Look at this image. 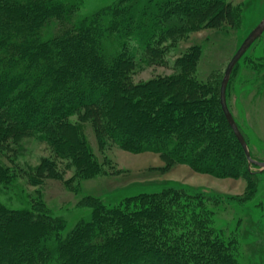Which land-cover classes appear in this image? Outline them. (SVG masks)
<instances>
[{"label":"trees","instance_id":"trees-1","mask_svg":"<svg viewBox=\"0 0 264 264\" xmlns=\"http://www.w3.org/2000/svg\"><path fill=\"white\" fill-rule=\"evenodd\" d=\"M82 4L0 0V191L24 192L18 178L36 188L19 207L0 199V264H239L236 239L214 222L223 196L206 190L172 184L113 202L85 195L76 204L84 213L72 219L74 211L56 215L47 206L46 180L75 192L77 179L103 172L85 124L100 150L156 153L162 171L185 164L219 178L246 176L251 195L257 186L221 110L220 85L197 74L200 45L176 56L170 74L133 79L141 64L163 66L192 32L237 25L233 4L112 0L81 14ZM29 138L51 155L23 167Z\"/></svg>","mask_w":264,"mask_h":264},{"label":"rangeland","instance_id":"rangeland-1","mask_svg":"<svg viewBox=\"0 0 264 264\" xmlns=\"http://www.w3.org/2000/svg\"><path fill=\"white\" fill-rule=\"evenodd\" d=\"M110 1L83 0L79 11L81 14L88 13ZM229 1L239 14L237 25L208 27L192 32L187 39L173 45L163 59V66L141 64L133 74L134 81L170 74L176 56L190 45L198 44L201 57L197 74L219 89L227 63L264 14V0ZM226 99L247 138L253 158L264 161V32L235 65L227 85ZM84 129L99 162L103 164V172L88 179H77L75 192L66 189L60 181L46 180L40 192L54 214L69 216V212L74 211L69 219L76 215L79 218L84 211L83 207H77L76 204L85 195L113 202L138 192L158 191L172 184L192 191L202 189L210 192L213 198L223 196L221 201L216 202L214 222L216 227L222 228L226 237L230 235L236 239L239 264H264V171H259L255 165L250 166L251 171L257 172L256 190L251 195L246 176L219 178L196 172L185 164H177L162 171L164 162L158 154L130 153L114 145L100 150L90 125L85 124ZM50 155L51 151L45 143L29 138L23 142L19 161L23 167L33 166L41 157ZM72 174L70 170L65 176L70 177ZM18 184H22L24 192L19 187L0 191V199L4 203L19 207L27 203V194L36 193V188L26 184L22 178H18Z\"/></svg>","mask_w":264,"mask_h":264},{"label":"water","instance_id":"water-1","mask_svg":"<svg viewBox=\"0 0 264 264\" xmlns=\"http://www.w3.org/2000/svg\"><path fill=\"white\" fill-rule=\"evenodd\" d=\"M264 32V14L261 20L250 30V32L245 36L243 41L240 43L232 57L230 58L229 62L227 63L221 82H220V89H219V102L221 110L226 118L228 125L230 126L231 130L233 131L236 139L238 140L244 155L246 157L247 163L249 166L255 165L258 167L259 171H264V161L256 160L252 157L249 145L241 132L232 112L229 109L227 99H226V90L227 85L229 83L232 71L240 60V58L244 55V53L248 50V48L253 44V42L261 36Z\"/></svg>","mask_w":264,"mask_h":264}]
</instances>
